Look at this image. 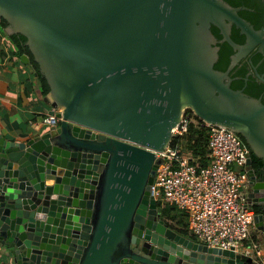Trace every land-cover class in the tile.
<instances>
[{
	"label": "water",
	"instance_id": "obj_1",
	"mask_svg": "<svg viewBox=\"0 0 264 264\" xmlns=\"http://www.w3.org/2000/svg\"><path fill=\"white\" fill-rule=\"evenodd\" d=\"M242 7L0 0L4 33L25 36L48 86L44 104L60 118L25 141L0 136V245L14 264H252L171 228L151 193L162 162L155 151L185 108L237 133L264 161V103L229 85V70L253 48L264 57V25L254 28ZM211 25L233 48L224 70L213 67ZM253 224L264 245L261 214Z\"/></svg>",
	"mask_w": 264,
	"mask_h": 264
},
{
	"label": "built area",
	"instance_id": "obj_2",
	"mask_svg": "<svg viewBox=\"0 0 264 264\" xmlns=\"http://www.w3.org/2000/svg\"><path fill=\"white\" fill-rule=\"evenodd\" d=\"M56 111L51 107L42 122L57 125ZM192 113L188 108L182 111L171 130L173 136L186 132ZM203 123L210 129L206 143L210 161L195 164L177 145L168 143L162 151H155L162 162L155 171L151 193L160 206L173 204L184 212L186 228L196 240L248 256L253 264H264V245L252 236V212L242 201L241 187L248 179L247 149L234 131Z\"/></svg>",
	"mask_w": 264,
	"mask_h": 264
},
{
	"label": "trees",
	"instance_id": "obj_3",
	"mask_svg": "<svg viewBox=\"0 0 264 264\" xmlns=\"http://www.w3.org/2000/svg\"><path fill=\"white\" fill-rule=\"evenodd\" d=\"M233 6H243L237 12L240 16L248 20L254 28H258L264 25V0H225ZM0 23L4 27L5 20L0 18ZM212 33L217 39L216 44L218 48V56L216 61L213 64V67L219 70H224L229 62V56L233 52V48L226 41H218L221 37V34L218 31V28L214 25L210 26ZM12 44L15 46L16 52L18 54H25L27 58H30L31 62L36 67V72L38 73V66L33 60L31 53L28 50V47L25 45V36L20 33H10L8 34ZM230 37L233 41L237 43H242L244 41V35L241 34L234 25L231 26ZM253 55L250 56L253 58V61L258 57H262L261 53L252 50ZM237 66V63L233 66ZM229 71L230 76L239 74L240 79H232L229 83L230 87L233 89L241 88L244 83L245 86L242 87V91L258 97L259 91H264V81L256 78L254 75H249L247 81L244 82L243 76L245 69L243 67L233 69ZM258 70H261V66H258ZM38 76L43 84L41 93L43 95L48 91V86L44 78L38 73ZM260 100L264 103V97H261ZM192 113L191 109H188ZM193 114V113H192ZM209 126L205 125L203 121L196 115L193 114V121L189 122L187 130L181 136H173L170 139L169 145H177L182 155H188L189 160L195 164L203 165L210 161V158L207 155L206 143L209 136ZM242 139V138H241ZM244 143V142H243ZM247 148V153L251 157L253 163H258L257 166L263 165L264 161L257 157L244 143ZM196 159V160H195ZM264 178V176H263ZM156 206L159 210L160 215L165 216L167 220L165 222L177 232L188 235L194 239V236L189 233L186 228V217L182 210L178 209L173 204L165 203L163 206H160V201L156 200ZM196 240V238L194 239ZM253 264V263H252Z\"/></svg>",
	"mask_w": 264,
	"mask_h": 264
},
{
	"label": "crops",
	"instance_id": "obj_4",
	"mask_svg": "<svg viewBox=\"0 0 264 264\" xmlns=\"http://www.w3.org/2000/svg\"><path fill=\"white\" fill-rule=\"evenodd\" d=\"M41 90L31 60H20L0 25V136L25 141L51 127L42 122L51 106L44 104ZM3 250L0 245V264H14Z\"/></svg>",
	"mask_w": 264,
	"mask_h": 264
},
{
	"label": "flooded vegetation",
	"instance_id": "obj_5",
	"mask_svg": "<svg viewBox=\"0 0 264 264\" xmlns=\"http://www.w3.org/2000/svg\"><path fill=\"white\" fill-rule=\"evenodd\" d=\"M254 49L256 48H253L252 50ZM252 50L237 62V66L233 67L234 70L241 67L245 69L243 76L244 82L247 81L249 75H254L256 78L260 80L262 79L260 78L259 75L264 76V57H258L256 58L255 61H253V58L250 57L253 55V53H251ZM258 66H261V70H258ZM230 77H231L230 79L231 81L232 79L235 80L240 79L241 76L239 74H236ZM243 86H245L244 83L242 84L241 88H236V89L242 90ZM258 97L259 98L264 97V91H259ZM257 164H258L257 162L253 163L250 157V166L254 173V179H252L248 175L247 176L248 179L246 180L245 185L241 187L243 205L251 210L252 220H253V215L258 217V215L260 214L264 219V178H263L264 166L263 165L257 166ZM260 183H263V185H260ZM255 233L256 232H254V224L252 223L251 234L256 240H258L261 243V240L259 239V237H257Z\"/></svg>",
	"mask_w": 264,
	"mask_h": 264
},
{
	"label": "rangeland",
	"instance_id": "obj_6",
	"mask_svg": "<svg viewBox=\"0 0 264 264\" xmlns=\"http://www.w3.org/2000/svg\"><path fill=\"white\" fill-rule=\"evenodd\" d=\"M194 239H195V237H194Z\"/></svg>",
	"mask_w": 264,
	"mask_h": 264
}]
</instances>
